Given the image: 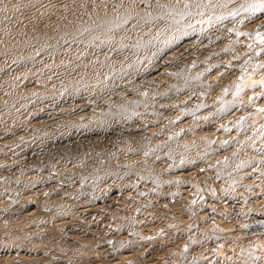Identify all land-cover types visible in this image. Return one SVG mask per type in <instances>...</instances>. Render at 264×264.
Masks as SVG:
<instances>
[{
    "label": "bare ground",
    "instance_id": "obj_1",
    "mask_svg": "<svg viewBox=\"0 0 264 264\" xmlns=\"http://www.w3.org/2000/svg\"><path fill=\"white\" fill-rule=\"evenodd\" d=\"M46 1L48 0H0V94L2 93L0 95V122H5L6 124L7 121H9V123L11 121L12 124L10 125H12L11 128H13L4 127L9 123L4 126H2L1 123V126L3 129L5 128V130H0V179L2 178L1 175L6 176L9 172L18 171V174H22L24 172L26 174L28 173L27 176L28 178L31 177V182L34 180L37 183L39 180L43 182L46 181V183L48 182L47 184L42 182V186H44V184H50L48 185L49 187H47L48 191L51 188L50 186H52L51 190L54 189V185H59V187L54 189H57L56 191H58L59 188L64 189L63 191L67 192L72 191V189H77L79 195L76 194L72 197L66 192L65 196V193L63 195L58 191L61 195L60 198L57 196L59 200L57 198L56 202V195L54 196L51 190L50 191L54 196L53 198L55 199L50 197L51 193L49 195L48 191L46 196L48 197L49 195V197L54 200L52 203H57L58 201L62 203L67 202L66 205L68 206V204L72 202V204L74 203L75 205L76 203L81 207L80 210L78 209L79 212H76L78 214L76 221L74 220L76 215H74V217L72 216L73 214L71 215L74 218L73 219L69 212V221L68 219L62 222L58 220L59 223L58 221L54 223V228H57L58 226L66 228V233L63 230L64 228L60 229L64 232V236L66 235V238L70 239L69 241L72 240L73 244L78 242V245L76 244L74 247H79L82 244V248L85 245H92V247H94L95 244L93 241L95 242L96 239L98 240L99 236L102 238L105 237L106 240H111V243L112 241H117L118 243L121 242V244H119L121 246L124 243L134 245L133 243L136 244V242L138 244L140 241L143 243L145 242L143 250L139 249L140 247L136 244L135 246L139 247L137 248L139 250L136 251L139 252L134 253L132 249L133 253L131 252L132 254L130 253V255H127L128 253L120 254L118 252L120 249L123 250V247L125 246V248H129L127 245H123V247L118 249L117 252L119 254L114 256V258L109 257V253H107L108 255L106 254L109 258H104L105 256L102 257L103 255L99 256L97 253L98 249H94L97 253L96 254L93 249L92 251L94 253L89 251L92 247L87 248L86 246L85 250V247L83 250H80V254L89 249L88 251L90 253L86 251L89 253L88 260L90 261H88V264H205L209 260H203V258L200 257L198 254L199 250L195 249V246L197 245L196 240L191 241L194 239V236H192L194 233L192 231L189 234L185 233L190 228L189 227L185 230L188 222H183L184 224L179 222L181 225H186L184 226V229L183 226L181 229L184 231V234H187L190 238L192 233L191 237L193 239L190 238L191 242L188 246H183V243H188V239L186 238L187 240L184 242L185 240H182L184 237L182 239L180 238L182 236H180L178 240L175 237L174 239H167V237L164 239L166 234L163 231H166L167 225L163 224V222V226L162 224L159 225L160 223L158 224L159 226H157V223L159 222L158 216L159 218L161 216L160 219L162 221L171 223L173 222L170 221V219L172 220L174 217L172 216V218L171 216H168L171 217L168 221V217L165 216L166 213L162 211L163 209L161 207L162 210L158 211H162L164 213V219L162 215L163 213L161 215L157 214L158 216L155 215V217L158 222H153L156 220H152V216L154 215L151 214L157 209L155 208L154 210V204L150 207V209L153 208L154 211L152 209L150 211H145L146 209L149 210V207H145V210H143L145 211V214H142L141 212L143 211H140L139 208L144 206L138 205L137 201L139 203L142 196L144 200L148 199L152 203H159V205L160 203H163V207L165 204L167 207L169 204L168 199H170L168 198L170 197L169 193L167 194L164 191L165 195L158 197L163 190H166L159 187L162 182L165 184L168 182L167 187L171 185H184V182L187 181L189 177L192 178L199 173H203L210 178L208 179V182L212 179L215 183H217L215 180L222 178L223 185H226V183H228L227 180L231 176H229V178L227 177L228 179L226 181L224 177L231 175V172L233 171L237 173L240 169L238 174H232L235 178L234 181V178L232 177L234 181L233 184L239 176L238 182H243V184L241 182L242 185L239 183L240 186H244V188L247 186L249 188L253 187V189L259 193V199L255 201V206H264V186L261 187L262 184L256 181L255 177V173L261 171L264 167V111H262L264 110V13L259 11L253 12L250 9L245 10L243 6L250 3L249 0H226L223 5H220L221 1L220 4H218L219 1L216 0H133V3L131 2L133 6L128 4L132 7L126 8L128 5L125 4V6L123 4V7L121 5L122 8H126H124V10L121 8L122 11L120 9V11L118 10V7L120 8V4L118 2H122V0H68L63 1V3L60 0V4L58 5L55 3L59 2V0L55 3H52L54 0H51V3L50 0L49 3ZM72 1L76 4L74 10H72L73 7L71 8V5H74L71 3ZM126 2L127 1L123 3ZM223 2L224 1L222 0V3ZM194 3H198L199 5L195 6ZM46 4H52L50 5L52 9L54 8L53 6L56 5L54 8L55 10H52L50 7L49 10H47L48 7H46V9L43 8V5L46 6ZM117 11H119L118 14ZM132 11L133 13H131ZM54 21L56 23L51 26L50 24ZM143 23H145L144 26L147 27H149L147 23L150 25L147 29L150 30L152 35L149 34V31L146 30L145 27V30H143L144 28L142 29ZM137 28L140 30L142 29L143 32L148 31V37L151 35L150 37L152 38H142V36L137 37L142 35L143 32L140 35L135 36ZM141 31H139V33ZM63 34H66V36ZM58 35H60V37ZM127 39L129 43L125 41ZM125 42L126 44H129V46L133 45V49H137L138 47L142 50H140L139 56L136 55L137 59L140 57H145V59L143 58L145 61L151 59V62L147 61L150 64H146L144 66V70H140L143 68L142 66V68L139 69V64L141 62L136 64L139 65L137 66L138 68L136 67L135 63L139 62L141 58L135 62V55H133L134 57L131 55L133 50H130L131 52L128 51L130 53L128 55H131L133 58L129 57L133 61V64L131 61L129 63L126 59H124L123 56L128 52L124 53V50H120V47ZM32 44L35 46L34 50L30 48L33 46ZM126 46L124 48L129 47ZM65 48H67V51ZM129 48H131V46ZM26 49H32V53L30 54L31 51L29 52V50L27 51ZM55 50H57L56 52L63 51L61 54L65 55V59L64 57H59L60 53H55ZM52 51L55 53L52 55L56 56L58 54V56L53 57L50 55V58H47L46 52L51 54ZM117 51H122L123 55L121 54L122 56H120L121 58L123 57L122 59L119 56H116L115 53ZM138 51L139 50L137 49V53ZM111 53L114 54L109 59ZM42 54H45L46 58L45 56H42ZM40 55L41 59L39 58ZM42 57H44V59H42ZM118 57L122 60V63H119L120 61H117V63L112 61L114 62V65L113 67H110L108 61L114 60ZM38 58L40 59V62H38ZM58 58H62L63 60ZM125 58L127 57L125 56ZM46 60L51 63H48ZM107 64L110 68H106V71L104 68ZM134 66L137 70L139 69L143 73L140 74L143 75L141 76L140 81L138 79V82H141L140 86H137V81H135L136 83L134 82L135 75L133 74V71L135 72L136 70ZM131 68L132 70L129 72H131L134 76L130 74L131 76L129 75V77L133 76L132 81L138 87L137 89L135 86L131 89L130 85H132L133 82H130L131 79L126 76L128 75V69ZM103 69L104 72L101 75L100 73ZM2 73L5 75L8 73L12 74H8L9 76L7 75L3 78L4 75ZM137 74L138 75L136 76H139V73ZM100 75L101 77H99ZM125 76L127 77L126 79H129V81H125ZM52 77H55V80L57 77V94L61 93V91L66 95L68 92L76 93L74 94L75 97L72 95L70 97V99L73 97L72 99L74 101L73 105L71 107L69 106V110L68 107H66L67 105L64 106L67 108L66 110L71 111L69 113L67 112V115L63 116L65 112H62L63 114L60 112L62 116H60V114H56V116L53 114L54 110L51 111V113L53 112V115H51L50 112L43 110V108H50L51 101L49 95L52 96V94H54L53 91L56 90L54 84L49 86V84H52ZM46 78L47 81L51 83H48ZM116 79H118L119 82L121 79V81L124 80L125 84H129V82L131 83L129 85L130 89L127 87L128 84L126 85V88L128 89L124 91V95H121V97H119V95L123 92H121V90L125 89V85L123 82L122 84L119 83ZM21 80H25L28 85L25 87V82ZM59 81L60 84L63 81V85L61 84L58 86ZM22 82L25 85H23ZM44 82L48 83L47 85L50 89L49 87H44ZM109 82L113 84L110 85ZM20 84H22L25 88L23 87L22 89V85ZM107 84L110 86L114 84V86H116V84H119V86H123V89L121 88L120 90L118 87L119 90L115 91L113 90L115 87H110V89H112H108L110 96L107 94V96H105H109L108 99H106V97L103 98L106 99L107 102L104 100V102L100 103L101 105L99 107V104L94 100L98 99L97 96H101V94H98L101 91L98 93L96 92V96L94 93L96 90L98 91V89H103V87ZM67 85L70 86L67 87ZM238 85L240 86L239 91L237 90ZM51 87L55 89L52 91ZM90 90L95 91L91 94L92 92ZM115 93H119V95L117 94V97L119 98H122L123 96L122 102H118L120 99L117 97L115 99L113 98ZM57 96H59V94ZM69 96L70 95H67L66 98ZM94 96L95 98L92 100ZM102 96L104 97V95ZM111 98H113V100ZM89 99L96 103L97 107H99L98 110H93V102ZM55 100L56 99L54 97L53 101ZM69 100L65 101L67 102L65 104L69 105ZM89 101L91 102V105L89 104ZM154 103L158 104L155 108L152 107V104ZM32 104H37V107L40 106L42 111H35L37 113L30 114V111L28 112L29 109L27 108V112L30 115H34L35 118L37 116L41 118L44 116L45 118L43 117V120L47 123L49 122L47 128H43V126L47 125V123L45 124L42 119L41 122L42 124L44 122V125L40 124L41 122L39 123L42 127L36 123L38 121L36 119H34V121L31 119L32 122L27 123L30 120H28L29 117H26L28 114H26L27 112L23 109V107ZM52 105H54V103ZM96 105L94 104V108ZM61 106L62 105L60 104V107ZM55 107H57V105L54 106V108ZM64 107L61 109H64ZM38 108L37 110H39ZM33 110H36L34 106H32V112ZM58 112L59 111H57V113ZM258 114L262 115L261 121H258L257 119ZM22 115L24 118H27V121L25 120L26 122L23 121L24 118ZM18 120H22L26 125L22 126L23 123H19L20 121ZM17 121L21 125L19 126L17 123L15 127H13V123H16ZM6 129L11 130L6 131ZM29 136L31 139H27ZM32 142L35 144L34 146L32 145ZM20 144L21 146H24V151H21L23 154L19 151L21 149L19 146ZM194 144L195 149L197 147L196 144H201V146L199 145L201 148L198 146L200 149H202V145H204L203 147L205 148L203 151L211 154L210 159L208 157L210 154L205 153L204 155V152H199V148L196 149L197 152L195 150L193 151V154H196V159L193 158L194 155H190L192 152L189 153L187 157L185 154L186 151H192V149H194ZM247 150L251 151L250 156L248 155L249 153H247ZM19 152L23 156L21 161L18 160L19 158H15ZM200 154H203V156L208 155L206 158L208 161H204L205 157L203 156V158H200ZM246 154L248 155L247 157ZM189 156L195 160L191 159V161ZM245 158L251 159L246 161ZM237 165L239 166L238 170H236L238 167ZM241 166L242 168H240ZM9 174L18 175L17 172ZM15 175L14 177L16 178ZM21 176L23 177V175ZM21 176L19 178H21ZM27 176L25 175L24 178ZM5 178H8V176ZM24 178L20 179L21 184L22 181L23 183L25 182ZM10 179L16 180L11 178L9 175V180L4 179V185L5 182L10 181ZM30 179H26V182L30 181ZM192 179H194V177ZM18 180L19 179L17 177V181ZM194 180L192 183H194ZM117 182H119L121 186L115 188V184ZM188 182L191 181H187L186 185H188ZM15 183L17 182L15 181ZM119 183H117V186H119ZM192 183H190V186ZM210 183L211 182H209V184ZM215 183H211L210 186ZM219 183L220 182L214 186ZM2 185L3 183L0 184V188ZM194 185L195 184L192 186L194 187ZM236 185L237 184H235V188L238 187ZM245 185L247 186L245 187ZM224 186H222V188ZM16 187L18 186L16 185L14 188ZM158 187L159 190H162L159 195L157 193V191H159L157 190ZM239 187L238 191L234 190L236 191L234 192V197L237 195L236 193H239L236 196L238 198L240 195L242 196L245 194L246 191L244 189H240L241 187ZM2 188L5 189V187ZM177 188H180V186ZM177 188L174 186L173 188L171 187L167 190L170 189V192L173 191L178 195L180 194L179 197L181 199L177 202L181 203L184 201L186 203H191L190 205H187L186 203L183 204L189 206V210L190 208H193L199 200V197H196L199 194L195 193L196 196H193L195 194L192 195L194 192L190 191L189 188V190L185 188L181 190L182 186L181 189ZM233 188L234 185L232 189ZM112 189L117 191V193L114 194L115 197L117 196V201L110 199L109 202L105 203L108 198L103 199L105 197H102V194L105 191H112ZM200 189L203 188L201 187ZM74 190L73 192H76ZM196 190H198V193L199 189ZM41 191L43 192L44 190L41 188ZM193 191H195V189ZM35 192H37V190ZM106 192L104 194H106ZM208 192H210L209 188L208 191L206 190V193ZM38 193L40 194V191H38ZM201 193L204 195L205 192L200 191V194ZM210 193L204 196L205 200H207ZM173 194L175 195V193ZM199 196L201 197V195ZM173 197L175 196H172L171 199H173ZM97 199L103 203L95 205V203H97ZM201 199H203V197ZM152 200L157 201L153 202ZM225 200L227 201V199ZM225 200L224 202H226ZM59 202L57 204L61 205L62 203L60 204ZM144 202L145 201L140 202L139 204ZM175 202V200L172 201V203L169 204L170 207L177 204ZM152 203H150V205ZM183 204H181V206H184ZM200 204L199 207H203V204H201V206ZM147 205H149V202L146 201L145 206ZM177 205L179 206L180 204ZM186 205L185 207H187ZM42 206L43 205L37 207L41 208ZM44 206L42 208H44ZM136 206H140L138 208L139 210ZM76 207L78 208V206ZM199 207L197 206V210H199ZM50 208L48 207L49 210ZM72 208L76 209L74 206ZM100 208H105L104 211L106 210L109 215L117 210L119 215L122 214L120 216H122L121 220L123 221L119 220L122 224L124 219H127L129 216L126 214L123 216V211H128L127 213L130 214V220L133 224L135 222L136 227L134 224V229H132L133 226L131 225L132 227H130L132 230H129L130 228L129 226H126V222H124L125 226L123 224L126 228H124L120 222L123 229L120 228V225L118 224L119 229H129L128 231H123L124 235H122V233H118V231H120L119 229L116 232V228H111L113 223L111 225L110 222H113L115 219L116 222L120 216L118 217V214L114 212L117 217L115 216V218V214L113 213L114 215L112 214L113 216L111 215V217L114 219L111 220L112 218H110L107 213L106 215L101 213ZM181 208L184 211L183 207ZM62 209L64 210L65 208ZM169 209L171 210V208ZM185 209L188 212V209ZM137 210L144 216H139L140 213H138ZM178 210L180 209L175 208L174 212ZM194 210L196 209L194 208ZM46 211L48 210H43L45 214ZM136 211L138 214H136ZM166 211L167 208L165 212ZM171 211L173 212V210ZM245 211V213H248L247 215L251 214V217L244 214V216L248 218L239 220L237 228H235V225L232 224L234 228L231 230L234 231L239 229L237 233H241L243 235L246 234L244 235L246 237H257L263 235L264 215L255 214L252 210ZM39 212L43 213L41 209ZM63 212L65 214L68 213L67 211ZM73 212L75 213V211ZM170 213L171 212H167V214ZM56 215L58 216V214H55V216ZM42 217L45 216L42 215ZM197 217L199 218V215ZM39 218L41 217L39 216ZM53 218L51 219L52 221L57 220L55 218L53 220ZM70 218H72V222ZM108 218H110L111 221L108 220ZM150 218L153 223L149 224L153 225L156 223L152 227H162H160L163 230L161 231L163 233V235L161 234L162 236H157V231L154 232L157 228H154L152 231L148 230L150 229V226L149 228L147 227L149 225L148 222ZM166 218L167 220H165ZM58 219L60 218L58 217ZM179 219L175 216L173 221L176 222L177 220L176 223H178V221H182ZM194 219L195 218L191 220V223L193 222V224L194 222H197V220L195 219V221ZM49 222L50 220L47 222V225L51 224ZM116 223H118V221ZM146 223L148 224L147 226L145 225ZM171 223H168V225L171 226ZM32 224L35 225L34 223ZM39 224L40 222L36 224L37 226H34V228L36 227V231L33 230L34 228L32 226L31 227L33 229L31 230L33 231L28 229L32 233L35 231L34 234L29 233L26 229V233L28 232L31 234L27 236L30 237L34 235L35 237V234H38L37 236L41 235L39 236L40 238L42 235L45 237L49 236L52 232V235H50L51 238L55 235L54 233L57 232L55 229V232H53L54 230H51V228H49L50 226L46 225V222L43 223L42 221V226ZM43 224H45V226H43ZM103 224L107 227L106 229L100 230L99 228ZM173 224L175 225V223ZM251 224L260 225V228L251 230L256 231L254 234L253 232H249L247 229V227ZM114 226L118 227L116 224ZM144 226L148 229L144 230L145 228H142ZM180 226L177 228L180 229ZM201 226L202 225H200V227ZM193 227L195 226H192V228ZM196 227L193 228L195 231H197ZM261 228L263 229L262 232L259 231ZM62 231L60 230V232ZM177 231L179 232V230ZM168 232L166 231V233ZM174 232L171 230V235ZM12 234L14 236V232ZM97 234L100 235L98 236ZM19 235L23 236L22 234H18V236ZM187 235L185 237H187ZM8 236L11 237L10 239L12 240L15 238L11 234H8L7 237ZM27 236H25V240L29 238ZM92 236H94V239ZM95 236L97 237L96 239ZM90 238L93 239L92 242L89 240ZM10 239L5 240H8L7 242H9ZM30 239L28 240V243L30 242V244L36 241L34 240L35 238L33 239L34 241H31L32 239ZM180 239L182 240L181 242L183 245L181 244L179 246H183L185 249L177 246V248H181L178 249V252L181 253L182 251L184 252L187 250L185 252L187 254H185L187 258L179 259V253L177 254V250H174L172 245L174 243L175 245L180 244ZM17 240L18 239L14 241L16 242ZM19 240L21 241L20 238ZM86 240H89L88 242H91L92 244H88ZM84 241L86 244H84ZM108 241L106 242L110 244V241ZM7 242L4 241L3 243L7 246ZM12 242L13 241L10 243L12 244ZM26 242L24 241L25 244L23 242L22 244L16 242V248L18 249L21 246V249H23ZM36 242H38V240ZM39 242L43 243L41 241ZM80 242H82V244ZM106 242L104 244H107ZM255 242L257 241H254V243L251 244L254 246L248 244L251 247L250 250L253 252H257V250H260L261 248L259 245L260 243L257 242L258 244L255 245ZM10 243L8 247L11 246ZM118 243H116L117 246H119ZM1 244L2 243H0V245ZM68 244L69 243L67 241L66 245ZM30 246L29 248L37 247V245H33V247ZM110 246L113 247L112 244L108 247ZM117 246H115V249H117ZM43 247L44 246L42 245L40 249L43 250ZM74 247H70L71 250L72 248L74 249ZM78 247L77 250L81 246L79 248ZM29 248L28 251L30 250ZM67 248H64L62 252H64V250H68V252H70ZM104 249L106 250L108 248L106 247ZM111 249V251L115 250L113 248ZM77 250L75 252H77ZM179 250H181V252ZM36 251L38 252V250H35L34 252L36 253ZM99 251V254L102 253L101 250ZM246 251L248 250L246 249ZM246 251L243 252L245 255L249 253ZM43 252L45 251L43 250ZM75 252L73 253L75 254ZM77 254L79 253H76L75 256H77ZM20 255L21 254H18V257H15V259L17 260L19 257L25 259L22 255ZM41 255H38V258H40ZM68 255L72 256L71 253ZM68 255L66 254L65 256L64 254V258L66 257V260L70 261L71 257L69 258ZM84 255L85 254H82L81 256ZM213 255L214 258L212 257L213 259H210L212 264H217L218 261L222 260L218 257L219 255L217 253L211 252V256ZM245 255H241V257ZM248 255L251 254L249 253ZM61 256H63V254ZM67 256L69 259H67ZM183 256L184 253L182 256L180 255L181 258ZM28 257H31V255H28ZM50 257H48L47 262L52 259ZM72 257H74V255ZM80 257L76 260V262L84 259H80ZM176 257L178 259H176ZM58 258L59 257H57V261ZM86 258L82 261L83 264L84 262H87ZM22 259L19 261L20 263H22ZM32 259V264L37 263V259L35 260L34 257ZM54 259L52 260L53 262ZM16 260L15 263L17 264L18 262H16ZM61 260H64L63 257ZM241 260L242 259H240V261ZM1 261L4 262L5 260L0 259V263H2ZM242 261L244 262V260ZM242 261L241 263L243 264ZM25 262L31 264L27 260ZM50 262L47 264L52 263ZM260 264H264V260H262V263L260 262Z\"/></svg>",
    "mask_w": 264,
    "mask_h": 264
},
{
    "label": "rangeland",
    "instance_id": "obj_2",
    "mask_svg": "<svg viewBox=\"0 0 264 264\" xmlns=\"http://www.w3.org/2000/svg\"><path fill=\"white\" fill-rule=\"evenodd\" d=\"M57 1H58V0H56V1L54 0V1H52V3H55V2H57ZM63 1H68V0H61L62 3H63ZM118 1H119V0H118ZM118 1H117V2H118ZM125 1H127V2L129 1L130 3H129V2H128V3H127V2H126V3H123V2H125ZM216 1H219L218 4H220V1H221V4H220V5H223V4H225V1H226V0H223V1H224L223 3H222V0H216ZM46 2L49 3V0L46 1ZM131 2L133 3V0H122V2L119 1L118 3L120 4V5H119L120 8L118 7V10H119V9L121 10V8H122L125 4H126V5H128V4L132 5ZM249 2H251V1L249 0ZM50 3H51V0H50ZM66 3H67V2H66ZM71 3L74 4V5H71V4H70V5H71V8L73 7L72 10H74V7H75L76 4L74 3V1H72ZM121 3H122V4H121ZM55 4H57V5L60 4V0H59V2H57V3H55ZM123 4H124V5H123ZM48 5H49V4H48ZM48 5H47V4H46V6L43 5V8L46 9V7H48L47 10H49V9L51 8L50 5H52V4H50L49 6H48ZM121 5H122V7H121ZM126 5H125V6H126ZM130 5L126 6V8H128V7H132V6H133V5H132V6H130ZM194 5H195V6H196V5L198 6L199 4H198V3H194ZM49 7H50V8H49ZM53 7L55 8L56 5L53 6ZM54 8H53V9H54ZM124 8H125V7H124ZM124 8H122V10H124ZM126 8H125V9H126ZM51 9H52V8H51ZM53 9H52V10H53ZM54 10H55V9H54ZM69 10H70V8H69ZM115 10H116V9H115ZM115 10H114V11H115ZM120 10H119V11H120ZM122 10H121V11H122ZM50 11H51V10H50ZM119 11H117V14H118ZM131 13H133V11H132ZM130 15L133 16L132 14H130ZM57 22H58V21H57ZM54 23H56V22L54 21V22H52L50 25L52 26ZM138 23H139V22H138ZM144 25H145V23H143V27H142L141 25H140V26L142 27V29L145 27L146 30H148L147 28H149L150 25H149L148 23H147V25H148L149 27L144 26ZM140 26H138V27L141 28ZM139 28H137V30H136L137 33L135 32V36L140 35V34L143 32V30H145V28H144L143 30L141 29V30H142V31H141ZM139 31H141V32L139 33ZM148 31H149V34H151L150 30H148ZM148 31H147V32H143L142 35L137 36V37H141V36H142V38H145V37H147L148 39L152 38V37H150L152 34L149 35V37H148ZM146 33H147V34H146ZM63 35H64V34H63ZM58 36L60 37V35H58ZM64 36H66V34H65ZM59 37H58V38H59ZM61 37H62V35H61ZM132 38H133V36H132ZM125 41L129 43L128 39L125 40ZM126 42L124 43L125 45L123 44V45L120 47V50H124V51H123L124 53H125V52H128V51H130V50H131V51L133 50V51H132L133 53H132L131 55H132V57H134L133 55H135V57H134V58H135V62H137L141 57L137 59V56H136V55H138V56L140 55L139 52H140L141 49H139V48L137 47V49L139 50L138 53H137V49H133V45H130L131 48H129L130 46H129V44H126ZM32 45H33V46H31L30 48H32V49L34 50V49H35V48H34L35 46H34V44H32ZM126 45L129 46V47H127ZM125 46H126L127 48H124ZM32 49H31V50L28 49L29 52L31 51L30 54L32 53ZM26 50H27V49H26ZM26 50H25V51H26ZM28 50H27V51H28ZM58 50H62V49H58ZM63 50H64V49H63ZM65 50L67 51V48H65ZM27 51H26V52H27ZM53 51H54V50H53ZM53 51H52L51 54L48 53V52H46V53H47V58H48V57L50 58V55L53 56V57H57L59 53H60V54H59V57H62V58H63V57L65 56V55L61 54L63 51H60V52L58 51V52H59V53H58V52H56L57 50H55V53H58V54H57L56 56H54V55H52V54L54 53ZM131 51H130V52H131ZM141 51H142V50H141ZM29 52H27V53H29ZM80 52H81V51H80ZM135 52H136L137 54H136ZM55 53H54V54H55ZM48 54H49V56H48ZM113 54H114V53H111L109 59L112 57ZM115 54H116V56H119V57L123 55V54H122V51H120V52L117 51ZM119 54H120V55H119ZM121 54H122V55H121ZM128 54H130V53L128 52V53L125 54L123 57H124V59H126V61H128L129 63H130V61H131L132 64H133V61L131 60L132 57H131V55H128ZM127 55H128V56H127ZM42 56H45V54H42ZM114 56H115V55H114ZM114 56H113V57H114ZM125 56H126L128 59L125 58ZM40 57H41V55L39 56V58H40ZM66 57H67V56H66ZM119 57L116 58V59L112 58V59H114V60L108 61L109 66H110V67H113V65H114L113 63H114V62L117 63V61H118V62L120 61L119 63H122V60H120L121 57H120V58H119ZM123 57H122V58H123ZM129 57H131V58H129ZM39 58L37 59L38 62H40V59H41V58H40V59H39ZM45 58H46V56H45ZM62 58H58V59H62ZM122 58H121V59H122ZM143 58L145 59V57H143ZM143 58H141L139 62L135 63V65H136V64H139V63L141 62V63L139 64V65H140L139 69L143 67L142 69H140L141 71L144 70V66H145L146 64H150V63H148L149 61L151 62V59H148V60L146 59V60L148 61V62H147V61L143 60ZM42 59H44V57H42ZM64 59H65V57H64ZM118 59H119V60H118ZM124 59H123V60H124ZM132 59H133V58H132ZM53 60H54V58H53ZM62 60H63V59H62ZM136 60H137V61H136ZM142 60H143V62H142ZM46 61L48 62V60H46ZM46 61H44V62H46ZM112 61H114V62H112ZM126 61H123V62H126ZM144 61L147 62V63H145ZM36 62H37V61H36ZM111 62H112V63H111ZM48 63H51V62H48ZM48 63H47V64H48ZM116 63H115V64H116ZM142 63H143V64H142ZM144 63H145V64H144ZM108 64H107V66L104 68L105 70H106V68H107V69L110 68V67H108ZM139 65H136V67L139 66ZM132 66H133V65H132ZM141 66H142V67H141ZM136 67L134 66L135 69H136ZM134 68H133V69H134ZM137 68H138V67H137ZM104 69L101 71V73H100L101 75H102V73L104 72ZM139 69H138V70L136 69L135 72L133 71V74H134L135 76H134L133 74H131V72H129V71L132 70V68H131V69H128V73L125 72V73L128 74V75H126V76H128V78L131 79L130 82H133V81H132V80H133V76L135 77V78H134V79H135L134 82H135V81L138 82V79H139V81H140L141 76H143V75H140L142 72H141ZM106 71H107V70H106ZM3 73H4V72H3ZM3 73H2V74H3ZM137 73H139V76H140V77H139V76H136V75H138ZM8 74H12V73H8ZM8 74H7V75H8ZM13 74H15V73H13ZM130 74L133 75V76H132V77H129ZM142 74H143V73H142ZM3 75H4L3 78H4L5 76H7V75H5V74H3ZM101 75H100L99 77H101ZM131 75H130V76H131ZM8 76H9V75H8ZM126 76H125V81H126V80L129 81V79H126V78H127ZM10 77H11V75H10ZM52 78L54 79L55 77H52ZM50 79H51V78H50ZM50 79H49V81H50ZM53 79H51L52 84H49V86H51V85L54 84V85H55L54 87L56 88V90H54L55 88H52V87H51V88H52V91L54 90V91H53L54 94H52V96H51V95H49V96H50L51 105H52L53 103H54V105H52L53 108H52V106L50 105V108H49V109H44V108H43V110H44V111L46 110L47 112H50L51 115H53V114H54V115H56V114L59 115L60 112H61V114H63L62 112H65V113L63 114V116H64V115H67L69 112H71V111H68V110H69V106L71 107V106L73 105V101H74V100H73L72 98L75 97L74 94H76V93H72V92H70V93H71V94H70V93L68 92L67 95H70V96L66 98L67 95H66L64 92L61 91V93H62V94L64 93V94L62 95L61 93H58L59 96L61 97V99H60V97L57 96L58 94L56 93V91H57V89H58V87H56V86H57V83H56V82H57V77H56V80H55V79L53 80ZM52 80H53L55 83H54ZM58 80H60V79H58ZM119 80H120V79H119ZM121 80H122V79H121ZM121 80H120V82H119L118 79H116V81H118L119 83H121V84H122V82L124 83V85H125L124 88H125V89H123V86H119V84H118V85L116 84V86H114L115 84L112 85V86H110V85L113 84V83H110V82H109L110 85L107 84L108 86H107V85L105 86L107 89H106L105 87H103V89H102V88H101V89H98V91H97L96 89H95L96 91H95V90H93V91L90 90L92 93L89 91L91 94H93L94 91H95V93H94L95 96H96L97 93L100 92V91H101V92L98 93V94H99V95L101 94V96L104 95V97L102 96V98H101V96H97L98 99L100 98V99H99L100 101H99L98 99H95V100H94L95 96L93 97L92 100H94L96 103H98V104H99V107H100V105H101L100 103H101V102H104V100H105V102H107L106 99H108V97L110 96V95H109L110 93L108 92V89H110V87H111V88H112V87H115V88L113 89V90H115V91L119 90V88H120V90H121V88H122L123 90H121V92L123 91V92H122L123 94H122V93H120V95H119V93H117V94L119 95V97H121V95H124V91L127 90V89L129 88V85H130L131 83L129 82V84L127 83V84H128V85H127V84H125V81H124V80H123V81H121ZM18 81H20V80H18ZM21 81H23V80H21ZM46 81H47V78H46ZM23 82H25V84H26V81H25V80H24ZM23 82H22V84H23ZM47 82H48V81H47ZM47 82H44L43 84H44V87H47V88H48L49 86H48L47 84H48V83H51V82H48V83H47ZM111 82H112V81H111ZM113 82H114V81H113ZM134 82H133V83H134ZM19 83H21V82H19ZM63 83H64V82L62 81L61 84L63 85ZM133 83H132L133 86L130 85L131 89H132V87H134V86H135L136 89H137V88H138L137 86H140V84H141V82H138V83L135 82L136 84H138V85L136 86L135 83H134V84H133ZM22 84H20V85H22ZM25 84H23V85H25ZM61 84H60V81H59L58 86L61 85ZM70 84L73 85L72 83H70ZM23 85L21 86L22 89H23V87H24ZM27 85H28V84H26L25 87H26ZM126 85H127L128 88H126ZM68 86H70V85H67V87H68ZM21 87H20V89H21ZM25 87H24V88H25ZM116 87H117V89H116ZM118 87H119V88H118ZM104 88H105V89H104ZM22 89H21V91H22ZM49 89H50V87H49ZM59 89H60V87H59ZM129 89H130V88H129ZM61 90H62V89H61ZM102 90H103V92H102ZM104 90H105V91H104ZM106 90H107V91H106ZM110 90H112V89H110ZM110 90H109V91H110ZM58 91H60V90H58ZM22 92H23V91H22ZM96 92H97V93H96ZM105 92H106V93H105ZM118 92H120V91H118ZM102 93H103V94H102ZM1 94H2V93H1ZM1 94H0V95H1ZM55 94H57V95H55ZM107 94L109 95L108 97H106ZM117 94L115 93L116 96H115V95H114L115 97L113 96L114 99L118 96ZM54 95H55V96H54ZM64 95H66V96H64ZM71 95H72L73 97L70 99ZM105 95H106V96H105ZM53 96H54L55 99H56L55 101H53V100H54V97H53ZM62 96H63V98H65V99H63ZM105 97H106V99H103V98H105ZM119 97H117V98H119ZM58 98H59V99H58ZM68 98H69L70 100H69ZM113 98H111V99L113 100ZM122 98H123V96H122ZM122 98H119L120 100H119V101L117 100V101H118V102H122V100H123ZM101 99H102V101H101ZM109 99H110V98H109ZM67 100L70 101V102H68L69 105H68V104H65V103H67V102H65V101H67ZM89 100H90L91 102H93V105H92L93 110H95V111H96V109L98 110L99 107H97L96 103H95L94 101H92L91 99H89ZM96 100H97V101H96ZM56 101H57V103H56ZM61 101H63V102H61ZM71 101H72V102H71ZM90 101H89V102H90ZM91 102L89 103L90 105H91ZM112 102H114V101H112ZM115 102H116V101H115ZM118 102H117V103H118ZM59 103L62 105L61 107H60V104H59ZM71 103H72V104H71ZM94 104L96 105L95 108H94ZM112 104H113V103H112ZM114 104H115V103H114ZM154 104H155V103H154ZM154 104H152V107H154V108H155V106L157 107L158 104H157V103H156L155 105H154ZM38 105H39V104H38ZM56 105H57V107L54 108V106H56ZM58 105H59V106H58ZM65 105H67L66 107H68V110H66L67 108L64 107ZM153 105H154V106H153ZM32 106H34V107L36 108V110H33V112H32ZM38 107H39V108H38ZM38 107H37V104H36V105H33V104H32V105H29V106H24L23 109L26 110V112H27V110L29 109L28 112L30 111V112H29L30 114H35V113H37V112H39V111H42V108H40V106H38ZM59 107H60V109H59ZM62 107H64V109H61ZM92 107H91V108H92ZM27 108H28V109H27ZM30 108H31V109H30ZM37 108H38L39 110H37ZM154 108H153V109H154ZM33 109H34V108H33ZM40 109H41V110H40ZM55 109H56L57 111H59V112L57 113V111H56ZM52 110H54V113L52 112L53 114L51 113ZM65 110H66V111H65ZM70 110H71V109H70ZM35 111H37V112H35ZM23 112L26 113L25 111H23ZM23 112H22V114H23ZM28 112L26 113V114H28V116H26V117H27V118L29 117L28 120H30V121L27 122V123L32 122V120L34 121V119L38 120V121L36 122V123H38V124L41 122V119H42V121L45 122V120H43V119L45 118L44 116H42V118L39 117V116H37V117L35 118L34 115H30ZM67 112H68V113H67ZM66 113H67V114H66ZM26 114H25V115H26ZM61 114H60V116H62ZM23 115H24V114H23ZM23 115H22V117H23ZM29 115H30V116H29ZM57 115H56V116H57ZM32 116H33V118H32ZM26 117H25V118H26ZM30 117H31V118H30ZM43 117H44V118H43ZM23 118H24V117H23ZM23 118H22V120H23ZM25 118H24L23 121H25V120L27 121V118H26V119H25ZM37 118H38V119H37ZM31 119H32V120H31ZM39 119H40V121H39ZM257 119H258V121H261V119H262V115H261V114H258V115H257ZM22 120H21V121L18 120V121H20L19 123H23L22 126H25L26 124H25ZM36 120H35V121H36ZM18 121H17L16 123H15V122L13 123V125H14L13 127H15V125L18 123ZM26 121H25V122H26ZM44 122H43V124H42V122H41L40 124L44 125ZM1 123H2V126H4V125H6L7 123H9V121H7L6 124H5V122H0V126H1ZM19 123H18V124H19ZM46 123H47V122H45V124H46ZM10 124H12L11 121H10V123H9L8 125H10ZM40 124H39V125H40ZM8 125H6V126H4V127H6V128H7V127H9V128L12 127V125H10V126H8ZM20 125H21V124H19V126H20ZM27 125H28V124H27ZM48 125H49V122L47 123V125L43 126V128H47ZM2 126H1L0 130L3 129ZM40 126H41V125H40ZM41 127H42V126H41ZM11 129H13V128H11ZM11 129H10V130H11ZM3 130H5V128H4ZM8 130H9V129H6V131H8ZM10 130H9V131H10ZM27 139H31V137L29 136V137H27ZM32 141H33V140H32ZM32 143H33V142H32ZM21 144H22V143H21ZM21 144L19 145V146L21 147V149L19 148V149H20V150H19L20 152H21V151H24V146H21ZM30 144H31V143H30ZM32 145L34 146L35 144L33 143ZM32 145H31V146H32ZM196 145H197L196 149L199 148V147L201 146V144H199L200 146H199L198 144H196ZM193 146H194V149H192V151H190V152H189V150L186 151V150H187V149H186V150H185V151H186L185 154H186L187 157H188V154L192 152L190 155H191V156L194 155L193 158L196 159V157H195L196 154H193V151H194V150L196 151V149H195V144H194ZM198 146H199V147H198ZM203 146H204V145H202V149H200L201 147L199 148V152H204L203 149H204L205 147H203ZM249 151H250V150H249ZM249 151L247 150V153H249L248 155L250 156L251 151H250V152H249ZM20 152H19L20 155L18 154L17 157H15L16 159L19 158V159H18L19 161H21V158H23V156H22L23 153L21 152V153H22V154H21ZM187 152H188V153H187ZM196 152H197V151H196ZM199 152H198V153H199ZM183 153H184V152H183ZM205 153H206V152H204V155H205ZM206 154H210V153L207 152ZM200 155H201V156H200V158H201V157L203 156V154H200ZM248 155L246 154V157H247ZM19 156H20V157H19ZM21 156H22V157H21ZM191 156H189V157H190V158H189L190 160L193 159ZM207 156H208V155L203 156V157H205V158H204V161H206V160L208 161V159H206ZM203 157H202V158H203ZM208 157H209V159H210L211 154H210V156H208ZM15 158H14V159H15ZM197 158H198V157H197ZM16 159H15V160H16ZM195 159H193V160H195ZM249 159H251V158H248V159L245 158L246 161L249 160ZM11 160H12V159H11ZM190 160H189V161H190ZM191 161H192V160H191ZM207 161H206V162H207ZM237 166H238V165H237ZM238 168H239V166L237 167L236 170H238ZM240 168H242V166H241ZM239 170H240V169H239ZM239 170L237 171V173L234 172V171H233L234 173H233V172H231V173H232L233 175L238 174ZM14 172H15V173L17 172V174H18V171H14ZM14 172H9V173H14ZM9 173H7V175H6V176H8V178H5V177H6L5 175H3V176L1 175V177H2L1 179H2V180L0 179V181H2V182H0V184L3 183L2 187H5V189L1 187L2 190L4 189L3 191H2L1 188H0V237H1V238H0V241H1V242H0V243H2V244L0 245V249H1V250H0V259L5 260L4 262L1 261L2 263H0V264H6V263H7V264H9V263L14 264V263H15V260H16L15 257H18V256H17L18 254H21V255L23 256V258H25V259H22V257H19V258L17 259L18 261L16 260V262H18V263H20L19 261H21V259H22L24 262L27 260L28 262H30V263L32 264V263H33V259H32V258L34 257L35 260L37 259V260H36L37 263H35V264H39V263H40V264H47V263H49L50 261L52 262V263L50 262L51 264H55L56 261H57V257H59V258H58V261H57L56 264H62L64 261H65V262H64L65 264H66V263H68V264H69V263H71V264H72V263H74V264H78L80 261H81V262H80L79 264H83L82 261L88 256V257L86 258V259H87V262H84V264H85V263L88 264V263H89L88 261H90V260H88V259H89V253L92 251V249H93L94 252H95L94 249H96V250L98 249V250H97L98 255H99V256L103 255L102 257L105 256L104 258H109V257L114 258V256H116V255L119 254V253H120V254H123V253L126 254V253H128L127 255H130V253L132 252V249H133V252H134V253L139 252V251H136V250H139V249H142V250H143V249H144V245H145L144 243H145V242L143 243L142 241H140V242H141V244H142L143 246L140 244V242H139V244L136 242V244H137L140 248H139L138 246H135V245H136L135 243H133L134 245H129V244H125V243H124V244H122V246H121V245H119V244H121V242L118 243L117 241H112V243H111V240H109V239L106 240L105 237L102 238L101 236H99L100 234H99V235L97 234L100 238L96 235V236L98 237V240L96 239L97 237L95 236V239H96L95 242L93 241V239H94L93 237H94V236H92L93 239H92V238L89 239L91 242L93 241V243L95 244L94 247H96V248L92 247V245H85V246H83V248L85 247L84 250L86 249V246H87V248H88V247H89V248L92 247L90 250H89V249L86 250L87 252H89V251H90V252L87 253L86 251H83V253L80 254V252H81L80 250H83V248H82V245H83L82 242H80V243L82 244V245H80L81 247L79 246L80 248H79L78 246H75V247H74V245H76V244L78 245V242H77V243L75 242L76 244H73V241H72V240L69 241L70 239H67V238H66V235L64 236V232L66 233V230H65L66 228L63 227V228H64V229H63L62 227H59L58 225H57V226H58L57 228H56V227L54 228V225H55L54 223L57 222L58 220H59L60 222H62V221H64V220H67L72 214H73V215H72L73 217H74V215H76V216H75V219L71 216V217L76 221V219H77V215H78L77 213L79 212L78 209L80 210L81 207H80L78 204H76V203H75V205H74V203L72 204V202H70V203L68 204V206L66 205L67 202L62 203V202H59V201H58L60 204L62 203L61 205L57 204L58 202H57V203H52V202L54 201L53 199H55V198H53L55 195H56V200H55V202H56V201H57V198H58L57 196H59V198H60V195H61V194L64 195L65 192H66L67 194H69L71 197H72V196H75L76 194L79 195L77 189H76V190L72 189V191L67 192V191H63L64 189L59 188L58 191L61 193V194H60L58 191H56L57 189L54 190L56 187H59V185H54V187H53L54 189H52V190H51L52 186H50L51 188H50L49 191H48V188H47V187H49L48 185H50V184H48V185H45V184H44V186H42V185H43V184H42L43 181H41V180H39L38 183H37L35 180H34V181H35L36 183H35L34 181L31 182V179H30L31 177L28 178V176H27L28 173L26 174V173L24 172V173H22V174H18L17 176L14 174V175L16 176V178L14 177L13 174H9ZM19 173H20V172H19ZM202 174H203V173H199L198 175L193 176L194 179H196L197 176L199 177V178L197 177L196 180L192 179L193 177H192V178L189 177V178L187 179V181L190 180L191 182H188V185H186V184H187V181L184 182V185H174L175 188H177V187L180 186V188H177V189H181V186H182V189H181V190H183L184 188H185V189H188V188H189L190 191L194 192V193H192V192L189 191L190 193H192V195L195 194V193L201 195V197H200L199 195L196 196V194L193 195V196L199 197V200H200V201L198 200L197 203H196V205H195L193 208H190V210H189V206H187V205H190L191 203H186V202H184V201L181 202V203L177 202V201H179V200L181 199V198L179 197L180 194L178 195L176 192L171 191V192L175 193V195H174L173 193H171V192L169 191L170 189L167 190L168 188H171V187L173 188V187H174L173 185L167 187L168 182H167V184H165L164 182H162V184L159 185L160 188H162V189L164 188V189H166V190H163V191H162L161 189L159 190V187H158V188H157V190H159V191H157L158 195H159V193L162 191L158 197L165 195V194H164V191H165V193H167V194L169 193V196H170V197H168V198L171 199L172 196H175V197H173V199L176 201L175 203L180 204L179 206H178L177 204H175V205H177V206H175V205H174V206L171 205V206H173L174 208H173V207H170L169 204H171L172 201H174L173 199H171V201H170V199H168V201H169L168 206L166 207V204H165L164 207H163V203H162V204L160 203V205H159V203L156 202L157 200H152L153 202H156V204H155V203L150 202L148 199H147V200H144L143 197L141 196V200H142V201L139 200V203H140V202H143V201H145V202L147 201V202H149V205H150V203H152V204H151L150 206H149V205L145 206V202L139 204L138 201H137V204H138V205H140V206L143 205L144 207L139 208L140 206H136V208H137V209L139 208L140 211L145 210V207H147V208L149 207V210L146 209L145 211H150L151 209L153 210V208H154V210H155V208H157V209H156L157 212L154 211V210H153V211H154L155 213L151 211V212H152L151 215H154V216H152V220H153V219L156 220V221H153V222H156V223L158 222V220L156 219L155 215H156V216L161 215V214L163 213L162 211H164V213H166L165 216H167V217H168V216H171V217L173 216L174 219H175V216H176L177 219L181 218V219H179V220H182V221H178V223H176L177 220H176V222H175V221H173L174 219H172V220L170 219V221H172L173 223H175V225H174V224L171 223V222L162 221V220L160 219L161 216H160V218H159V216H158L159 222L157 223V226L161 225V224L164 222L163 224L167 225V226H166V231L168 232V230H169L168 233H166V231H163V230L161 229V228H162L161 226H160L161 228H160V227H156L157 229H156L155 227H152V226H153L154 224H156V223H154L153 225H151V224L153 223V222L151 221V218L149 219V222H148V224H149V223H151V224H149V225H148L147 223L145 224L146 226L148 225V226H147L148 228H149V226H150V229H148L146 226H144V227H142V228H143V229L145 228L144 230H147V229H148V230H151V231L155 228L156 230H155L154 232L157 231V232H156V233H157V236H159V235L162 236V235H163V233H162L161 231H163L166 235L169 234V235L171 236V237H170L169 235H167V236L165 235V236H164V239H165L166 237H167V239H174V237H175V238L178 240L180 236H182V237H180L181 239L184 237V238L182 239L183 241L185 240L184 242H186V240L188 239V240H187L188 243H187V244L183 243L184 245L182 244V242H181L182 240H181V239L179 240V241L181 242L180 244H177V245H175V243L172 244L173 247H174V250H177V254L179 253V252H178V249H181L183 246H186V245L188 246L189 243H190L191 241L196 240V244H197V245L195 244V245H196V246H195V249H198V250H199L198 254L200 255L201 258H203V260H207V259L209 260V261H207L205 264H212L211 260L214 258V255L211 256V252H215V253H217V254L219 255L218 257H219L220 259H222V260L218 261L217 264H233L234 262H235L236 264H242V263H241L242 260H244L245 264H246V263H247V264H260V262L262 263V260H264V234H263V235H260V236H257V237H256V236H255V237H250V236H249V237H246V236H244V235H246V234L243 235V234H241V233H237V231H239V229L234 230V231L231 230L232 228H234L233 225H235V228H237V223L239 222V220H241V219H245V218H248V217H246V216H250V217H251V214H250V215H247L248 213H245V212H246L245 210H248V211H249V210H250V211L252 210L255 214H259V215H262V214H263V215H264V206H263V207H262V206H259V207H258V206H255V201H256L257 199H259V193L256 192V190H254L253 187L249 188L247 185H245V187L247 186L246 188H249V189H246V188H244V186H243V187L240 186V185L243 184V182H242V181H239V182H238L239 176H238V178H236L237 180H236V182H235L234 184H233V182L235 181V178H234V176H232V174H231V175H228V176H226V177H224V179H225V181H226V180L229 178V176H231V177L228 179L229 181L227 180L228 183H226V182L224 181V182L226 183V185L224 184V185L226 186V187H225V186L223 185L222 178H220L221 180L219 179L220 181H219V180H215L217 183L220 182V183H219L220 185H221V181H222V185H221V186H220L219 184L216 185V186H214V185L217 184V183H215L214 180H212V179H211V181H209V182H211V183H215V184L212 185V186H210L211 183L209 184V182H208V179H210V178L203 174V175L205 176V177H204ZM9 175H10L11 178L16 179V180H12V179H10V181L12 180L13 182H12V181H11V182L8 181V182H5V185H4V182H3V181H4V179L9 180ZM11 175H13V176H11ZM19 175H20V176L23 175V177L21 176V178H19V177H20ZM25 175L27 176L26 178H24ZM199 175H200V176H199ZM4 176H5V177H4ZM3 177H4V179H3ZM17 177H18V179H19V180H18V181H19V184H18V181H17ZM227 177H228V178H227ZM232 177L234 178V181H233ZM255 177H256V181L260 182V183L262 184L261 187H263V186H264V167L262 168L261 171L255 173ZM22 178L25 179V180H24V181H25V182H24L25 184L23 183V181H22V184H21L20 179H22ZM204 178H206V179H204ZM26 179H27V180L30 179V181H27V182H26ZM224 179H223V180H224ZM231 179H232V180H231ZM7 180H5V181H7ZM32 180H33V179H32ZM193 180H194V183H192ZM206 180H207V181H206ZM15 181H16L17 183H15ZM37 181H38V180H37ZM230 181H231V184L234 185V188H235V184H237L236 186H238V187L240 186V187H241V188L239 187L240 189H244V190L246 191V192H245L246 196H245V194H244V195H242V196L240 195L241 197L239 196V198H238V197H236V196H237L239 193H236L237 195L234 197V195H235L234 192L238 191V187L235 188V189H234V188L232 189L233 185L230 184ZM165 182H166V181H165ZM237 182H238V183H237ZM241 182H242V184H241ZM7 183H8V184H7ZM43 183H46V181H44ZM47 183H48V182H47ZM47 183H46V184H47ZM117 183H119V182H117ZM117 183L115 184V185H116L115 188L121 186L120 183H119V186H117ZM190 183H192V185L195 184L197 188L195 187V185H194L195 188H194L192 185L190 186ZM205 183H207V184H205ZM239 183H240V185H239ZM20 184H21V185H20ZM163 184H165L166 186L163 185ZM208 184H209V185H208ZM16 185L18 186V187H16L17 189L14 188ZM115 185H114V186H115ZM161 185H162V187H161ZM207 185H208V186H207ZM183 186H185V187H183ZM188 186H189V187H188ZM204 186L208 187V188H209V191L211 192V193L208 192V193H210V195H209V196L207 195V196H208V197H207V200L204 199V198H205L204 196H206V194H208V193H206V190L208 191V188H206V187H204ZM222 186H224V187L222 188ZM201 187H202L203 189H200ZM218 187H220V188H218ZM41 188H42V190H44L43 192L41 191ZM44 188H45V189H44ZM46 188H47V190H46ZM115 188H113V189H115ZM204 188H205V189H204ZM20 189H22V190H20ZM23 189H24V190H23ZM30 189H31V191H32V190H35V191L37 190V192H35V191H32V192H31ZM39 189H40V190H39ZM113 189H112V191H111V190L108 191V192L105 191L106 194H108V195L104 194L105 192H103L102 197H105V198H103V199H107V198H108V200L105 201V203H106V202H109L110 199H111V200H114V201L116 200L117 196L115 197L114 194H116L117 191H116V190H113ZM189 189H188V190H189ZM194 189H195V191H193ZM196 189H199V192H198V193H197L198 190H196ZM50 190L52 191V193H53L54 196L52 195V193H51ZM73 190L76 191L77 193H76V192H73ZM234 190H236V191H234ZM38 191H40V194L38 193ZM47 191L49 192V193H48L49 195H50V193H51L52 196L50 195V197H52L53 199L50 198L49 195H48V197H46V196H47ZM166 191H168V192H166ZM200 191H204V192H205L204 195L202 194L203 192L200 194ZM44 192H46V193H44ZM41 193H44V194H41ZM54 193H55V194H54ZM66 193H65V196H66ZM170 193H171V194H170ZM181 194H183V193H181ZM211 194H212V196H211ZM63 195H62V196H63ZM105 195H106V196H105ZM171 195H172V196H171ZM177 195H178V196H177ZM192 195H191V196H192ZM202 195H203V196H202ZM227 195H228V196H227ZM139 196H140V195H139ZM193 196H192V197H193ZM225 196H226V197H225ZM109 197H111V198H109ZM202 197H203V199H201ZM210 197H211V199H210ZM229 197L231 198V200H230ZM48 198H49V199H48ZM59 198H58V200H59ZM112 198H113V199H112ZM139 198H140V197H139ZM223 198H224V199H223ZM228 198H229V200H228ZM236 198H237V200H236ZM241 198H242V199H241ZM137 199H138V198H137ZM145 199H146V198H145ZM189 199H190V198H189ZM225 199H227V201H226ZM239 199H240L241 201H240ZM201 200H203V201H201ZM224 200H225L226 202H224ZM116 201H117V200H116ZM158 201H159V200H158ZM185 201H186V200H185ZM205 201H206V202H205ZM212 201H213V202H212ZM30 202H33V203H30ZM42 202H43V203H42ZM96 202H97V203H95V205H100V204L103 203V202H101V201H98V199H97ZM159 202H160V201H159ZM187 202H188V200H187ZM189 202H191V201H189ZM200 202H201V204H203V207L201 206ZM210 202H212V203H210ZM223 202H224V203H223ZM105 203H104V204H105ZM183 203H186L187 205H186V204H183ZM216 203H217V204H216ZM38 204L43 205V206H44V204H45L46 207L44 206V208H42V207H43V206H42L41 208H40V207L38 208L37 206H40V205H38ZM46 204H47V205H46ZM51 204H54V205H51ZM64 204H65V205H64ZM146 204H148V203H146ZM153 204H154L155 207L153 206ZM173 204H174V202H173ZM181 204H183L184 206H181ZM197 204H198V205H197ZM199 204H200V206H201L203 209H202L201 207H199ZM220 204H221V205H220ZM50 205H51V208H50ZM62 205H63L64 207H63ZM70 205H71V206H70ZM135 205H136V204H135ZM156 205H157V206L159 205V206L157 207ZM185 205H186L187 207H185ZM206 205H208V206H206ZM210 205H211V207H210ZM52 206H53V208H52ZM54 206H55V207H54ZM69 206H70V208H69ZM73 206H74L76 209L72 208ZM76 206H78V208H77ZM151 206H153V208L150 209ZM197 206L199 207V210H197V209H198ZM212 206H214V207H212ZM243 206H244V207H243ZM48 207L50 208V210L48 209ZM66 207H67V208H66ZM159 207H160V209H159ZM161 207H162L163 210L161 209ZM165 207L167 208V211H166V212H165V210H166ZM168 207L171 208V210H173V212H174V209H175V208H179V209L181 210V212H182L183 210H182L181 207H183L184 211L181 213L180 210H178V211H175V212L173 213ZM37 208H38L39 210H38ZM62 208H65V209L63 210ZM123 208H124V207H123ZM123 208H122V209H123ZM143 208H144V209H143ZM185 208L188 209V212H187V210H186ZM194 208H195L196 210H194ZM40 209H41L42 212H43V210H48V211H46V214H47V215L45 214V212H43V213L39 212ZM70 209H71V210H70ZM73 209H74V210H73ZM104 209H105V208H104ZM104 209L100 208L101 213H103V214L106 215L107 212H106V210L104 211ZM139 209H138V210H139ZM141 209H142V210H141ZM191 209H192V211H193V210H194V211L192 212ZM210 209H211V211H210ZM227 209H228V210H227ZM72 210L75 211V213H76V212H77V213L75 214ZM102 210H103V211H102ZM138 210H137V211H138ZM158 210H162V211L160 212V211H158ZM207 210H208L209 212H208ZM229 210H231V211H229ZM63 211H65V212L67 211V212H68V213H66L67 215H66ZM137 211H136V214L140 213L139 211H138V213H137ZM145 211H143V212H141V213H142V214H143V213L145 214ZM189 211H190V213H189ZM200 211H201V212H200ZM240 211H241V212H240ZM248 211H247V212H248ZM69 212H70V216H68V215H69ZM71 212H73V213H71ZM114 212H115L116 214L119 213V212H117V210H115ZM114 212H112L111 215H112ZM125 212H126V213H125ZM125 212L123 211V216H124V214L130 216V214L127 213L128 211H125ZM167 212H168V213L171 212L172 214H171V213H170V214H167ZM179 212H180V213H179ZM194 212H195V213H194ZM224 212H225V213H224ZM115 213H114V214H115ZM141 213H140L139 216L143 217L144 215H141ZM153 213H154V214H153ZM164 213L162 214V215H163V219H164V217H165V216H164ZM196 213H197V216L199 215V218L196 216ZM203 213H204V214L207 213V214L204 215ZM221 213H222V214H221ZM38 214H40V215H38ZM55 214H58V216H57V215L55 216ZM61 214L63 215V217H62ZM107 214L109 215V213H107ZM114 214H113V215H114ZM116 214L114 215V217L116 216ZM157 214H158V215H157ZM178 214H181V215H178ZM193 214H194V215H193ZM200 214H202V215H200ZM242 214H243V215H242ZM244 214H246V216H244ZM42 215L45 216V217H42ZM64 215H66V216H64ZM111 215H109L110 218H112ZM113 215H112V216H113ZM120 215H122V214H120ZM120 215L118 214V217H119ZM174 215H175V216H174ZM252 215H253V214H252ZM39 216H40L42 219L39 218ZM67 216H68V217H67ZM129 216H128V217H129ZM192 216H194V217H192ZM195 216H196V217H195ZM53 217H54L55 219H57V220H54ZM58 217H59L60 219H58ZM64 217H65L66 219H65ZM116 217H117V216H116ZM116 217H115V218H116ZM128 217H127V219H124V218H123V219H124V222H126V226H127V227L129 226L130 229H129V228H128V229H129V230H132V229H134V224H135V222H134V224H133V223L131 222V220H130V217H129V219H128ZM153 217H155V218H153ZM171 217H168V221H169V218H171ZM173 217H172V218H173ZM178 217H179V218H178ZM191 217H192V219H191ZM48 218H49V219H48ZM52 218H53L54 221L51 220ZM72 218H70L71 222H72ZM110 218H108V220H110ZM121 218H122V216H120V218L117 220L118 223H116L117 221L115 222L116 219H115L113 222H110V221L113 220L114 218H112V219L109 221V222L111 223V225H112V223H113V225H112L111 228H116V232H117L118 229H119L120 222L123 221V220H121ZM193 218H195V219L197 220V222H198V223H197V222H194L195 225L193 224V222L191 223V220H193ZM263 218H264V216H263ZM61 219H63V220H61ZM185 219H186L187 221H186ZM190 219H191V220H190ZM195 219H194V220H195ZM198 219H199V221H198ZM39 220H41V221H39ZM44 220H45V221H44ZM49 220H50L49 223H51V224H48V225H47V222H48ZM74 220H73V221H74ZM119 220H121V221H119ZM125 220H127V221L129 220L130 223H129V221H128V223H127V221H125ZM165 220H167V218H166ZM196 220H195V221H196ZM42 221H43V223L46 222V225H47V226H50L49 228H51V230H52V229H53V230L55 229L58 233L55 232V230H54L53 232H55V233H54L55 235H53V236L50 238V235H52V232H51V233L49 234V236H46V237H45V236L42 235V237H40V238H43V239H40L39 236H41V235L37 236L38 234H35V235L37 236V238H36V236L34 237V235H32V236H30V237L27 236V235L34 234V232L36 231V230H35L36 227L34 228V226H37L36 224H37L38 222H40L39 225L42 226V224H41ZM59 221H58V223H59ZM68 221H69V219H68ZM160 221H161V222H160ZM189 221H190V223H189ZM236 221H237V222H236ZM35 222H37V223H35ZM124 222H123V224H124ZM165 222H166V223H165ZM179 222H181V223H183V222H188L190 225H189L188 223L186 224L187 226H186V225H183L184 223L181 225V223H179ZM32 223H34L35 225H33ZM110 223H109V225H110ZM159 223H160V224H159ZM168 223H169V224L171 223V226H172V227H171L170 225H168ZM235 223H236V224H235ZM30 224H31V225H30ZM115 224H116V226H118V227H115V226H114ZM118 224H119V225H118ZM121 224H122V222H121ZM123 224H122V226H123ZM127 224H128V225H127ZM158 224H159V225H158ZM163 224H162V226H163ZM191 224H192V226H195V227L197 226V227H196V230H197V231H195V229H193V228H195V227L192 228ZM232 224H233V225H232ZM103 225H104L105 227H104ZM103 225H102L103 227L101 226V227L99 228L100 230H102V229H106L107 226H106L105 224H103ZM111 225H110V226H111ZM131 225L133 226L132 229H131V227H132ZM165 225H164V226H165ZM180 225H181V226H180ZM198 225H199V226H198ZM200 225H202V226H201L202 228L200 227ZM231 225H232V226H231ZM31 226H32L34 229H33ZM43 226H45V224H43ZM113 226H114V227H113ZM122 226L120 225V228L123 229V227L125 226V224H124L123 227H122ZM130 226H131V227H130ZM155 226H156V225H155ZM169 226H170V227H169ZM173 226H174V227H173ZM179 226H180V229H178ZM182 226H183V229L185 228L184 226H186L185 230H187V229L190 227L189 230H187L185 233L189 234V233L192 231L194 234L192 235V233H191V235L194 236V239L191 237V235H190V238L193 239V240H191L187 234H184V233H183L184 231L181 230V229H182ZM39 227H40V226H39ZM135 227H136V224H135ZM151 227H152V228H151ZM177 227H178V228H177ZM199 227H200V228H199ZM60 228H62V229L64 230V232H63L62 229H60ZM108 228L110 229L109 226H108ZM108 228H107V229H108ZM124 228H126V227H124ZM158 228H159V229H158ZM167 228H168V229H167ZM191 228H192V229H191ZM26 229H27V230H28V229H30V230L33 229V230H35V231L32 233V232H30V231L28 230L29 233H31V234H29L28 232H27V233H28V234H27V233H26V231H27ZM37 229H38V228H37ZM58 229H59V230H58ZM122 229H119L120 231H118V233H122V235H124V232H123V231H124L125 229H124V230H122ZM128 229H126L125 231H128ZM160 229H161V230H160ZM173 229H174V230H173ZM176 229L179 230V232H178ZM190 229H191V230H190ZM24 230H25V231H24ZM33 230H31V231H33ZM60 230H61L63 233L60 232ZM114 230H115V229H114ZM121 230H122V231H121ZM164 230H165V229H164ZM171 230H172L173 232H174V231H177V232H174V233H173L174 236H173V234L171 235V233H170ZM6 231H11V232H6ZM240 231H241V230H240ZM4 232H5V233H4ZM13 232H14V236H13V234H12ZM158 232H159V233H158ZM7 233H8L9 235L11 234V235H12L13 237H15V238H13V240L10 239L11 237H9V236L7 237V235H8ZM16 233H17V236H16ZM175 233H176V234H175ZM182 233H183V234H182ZM5 234H6V237H7V238L5 237ZM18 234H22L24 237L21 236V235L18 236ZM161 234H162V235H161ZM177 235H178V236H177ZM183 235H184V236H183ZM186 235H187V237H185ZM25 236H27V237H29V238H28L27 240H25V239H26ZM62 236H64V237H62ZM172 236H173V237H172ZM214 236L217 237V238H215ZM4 237H5V239H10V241L7 242L8 240H5ZM16 237H19V238L21 239V241L19 240V238H16ZM22 237H23V238H22ZM32 237H34L35 239L32 238ZM195 237H196L197 239H196ZM30 238H31L32 240H31ZM38 238H39V239H38ZM47 238H48V239H47ZM63 238H64V239H63ZM104 238H105V239H104ZM186 238H187V239H186ZM16 239H18L16 242H19L20 244H22V242L24 243V241H25V242L27 241V242H26V245H29V244H30V242L28 243V240H29V239H30L31 241H34V240L37 241V240H38V242L34 241L35 243L32 242V243L30 244L31 246H30V245H29V246H30V247H33V245H34V246L37 245V247H39V248H37V247L29 248V246L24 245V244H25V243H24L23 245H24L25 247H27V248H25V247L22 245V246L25 248V249L23 248L24 250L21 249V248H22L21 246L19 247L20 249H19V248L17 249V248H16L17 244H15L16 242L14 241V240H16ZM33 239H34V240H33ZM91 239H92V240H91ZM101 239H103V240H101ZM42 240H43V241H42ZM89 240H86L87 243H88V244H92L91 242H88ZM108 240L110 241V244L106 242V241H108ZM190 240H191V241H190ZM4 241L7 242V244H8L7 246H6L5 243H3ZM11 241H13L12 244L10 243ZM39 241H41V242H43V243H40ZM67 241H68L69 244H70V243L73 244L72 246L74 247V249H75V248H76V249L74 250V249L72 248V250H71L70 247H72V246H70L71 244H70V245L68 244L69 246L66 245V242H67ZM104 241H105L107 244H104V243H105ZM109 241H108V242H109ZM143 241H144V240H143ZM254 241H257L258 243H260L259 245L261 246L260 250H257V252H253L252 250H250L251 247L248 245V244H250V245L253 244ZM261 241H262L263 244L261 243ZM44 242H45V244H44ZM113 242H114L115 244H114ZM257 242H255V245L258 244ZM9 243L11 244L10 247H8V246H9ZM19 243H18V246H19ZM33 243H34V244H33ZM36 243H39L40 245H39V244H36ZM116 243H118L119 246H117ZM32 244H33V245H32ZM41 244L44 246V247H43V248H44L43 250H44L45 252H43V250L40 249L41 246H42ZM84 244H86L85 241H84ZM111 244L113 245V247H111V246L108 247V246L111 245ZM181 244H182L183 246H179V245H181ZM105 245H106V246H105ZM123 245H124V246L127 245V247H129V248H125L126 246L123 247ZM140 245H141V246H140ZM174 245H175V246H174ZM247 245H248L249 247H248ZM115 246H117V247H116L117 249H115ZM130 246H131V247H130ZM134 246H135L136 248H135ZM177 246H178V247H181V248H177ZM215 246H216V247H215ZM251 246H254V245H251ZM67 247H68V248H67ZM77 247L79 248L78 250H77ZM97 247H98V248H97ZM106 247H107L108 249L105 250L104 248H106ZM121 247H123V248L125 249V251H124V249L121 250V249H120ZM133 247H134L135 249H134ZM141 247H142V248H141ZM145 247H146V246H145ZM196 247H197V248H196ZM28 248L30 249L29 251H28ZM35 248H37V249H35ZM64 248H65V249H66V248L69 249L70 252H68V250H66V251L64 250V252H62ZM109 248H110V249H109ZM111 248H113V249H115V250L111 251V250H112ZM137 248H139V249H137ZM175 248H176V249H175ZM183 248H184V247H183ZM31 249H32V250H31ZM34 249H35V250H38V252L36 251V253H35V252H34V251H35ZM118 249H120L121 252H120V250L118 251ZM184 249H185V248H184ZM184 249H182V250H184ZM246 249H247L248 251H246ZM39 250H40V251H39ZM73 250H74V251H73ZM76 250H77V252H75ZM88 250H89V251H88ZM99 250H101L102 253H104V254H102V253L99 254V252H100ZM103 250H104V251H103ZM127 250H128V251H127ZM130 250H131V251H130ZM174 250H173V251H174ZM244 250H245L246 252H249L251 255H248L249 253H248V254L246 253L247 255H245V253H243V252H245ZM16 251H18V252H16ZM60 251H61V252H60ZM72 251L75 252V254H76V253H79L80 255L77 254V256H75V254H74ZM93 251H92V253H94ZM98 251H99V252H98ZM107 251H108V252H107ZM117 251H118L119 253H118ZM129 251H130V252H129ZM179 251L181 252V250H179ZM186 251H187V250H185L184 252L182 251L181 253H179V259L187 258V256H186L187 254L185 253ZM105 252H106V253H105ZM110 252H111V253H110ZM112 252H113V253H112ZM114 252H115V253H114ZM133 252H132V253H133ZM140 252H141V251H140ZM190 252H191V251H190ZM251 252H252V253H251ZM29 253H30V254H29ZM34 253L36 254V256H35ZM40 253H41V254L43 253V254L41 255ZM44 253H45V254H44ZM47 253H48V254H47ZM70 253H71V255H72V253H73L74 257H72L73 255H72V256L68 255V254H70ZM95 253H96V252H95ZM97 253H96V254H97ZM107 253H109V257L107 256V255H108ZM132 253H131V254H132ZM183 253H184V256L181 258L180 255L182 256ZM242 253H243V254H242ZM32 254H34V255H32ZM37 254H38V255H41L40 258H38L39 256H38ZM52 254H54V255H52ZM58 254H59L60 256H59ZM62 254H63V256H61ZM64 254H65V256H66V254H67V255L69 256V258L71 257V258L74 259L75 261L72 260L71 258H70V261H71V262L68 261V260H66V257L64 258ZM82 254H85L86 256H85V255H84L85 257H84V256H81ZM106 254H107V255H106ZM112 254H113V255H112ZM164 254H166V253H164ZM185 254H186V255H185ZM21 255H20V256H21ZM28 255H29V256L31 255V257H28ZM43 255H44V256H43ZM78 255H79V257L81 256L80 259H82V258H84V259L76 262V260L79 258ZM241 255H245V256H247V257H245V256H242V257H241ZM50 256H51V257H50ZM68 256H67V259H69ZM106 256H107V257H106ZM185 256H186V257H185ZM35 257H36V258H35ZM42 257H43V258H42ZM48 257L52 258L49 262H47ZM55 257H56V258H55ZM62 257H63L64 260H61ZM212 257H213V258H212ZM20 258H21V259H20ZM50 258H49V259H50ZM54 258H55V259H54ZM12 259H13V261H12ZM29 259H30V260H29ZM42 259H43V260H42ZM45 259H46V260H45ZM53 259H54V262H55V263L52 261ZM176 259H178V258L176 257ZM210 259H211V260H210ZM240 259H242V260L240 261ZM7 260H8V261H7ZM35 260H34V262H35ZM38 260H39V261H38ZM55 260H56V261H55ZM60 260H61V261H60ZM23 261H22V263H24ZM43 261H44V262L46 261V262L44 263ZM66 261H67V262H66ZM85 261H86V260H85ZM13 262H14V263H13ZM38 262H39V263H38ZM41 262H42V263H41ZM58 262H59V263H58ZM61 262H62V263H61ZM237 262H238V263H237ZM242 262H243V261H242ZM244 262H243V264H244ZM18 263H17V264H18ZM22 263H20V264H22ZM64 263H63V264H64ZM235 263H234V264H235ZM15 264H16V263H15ZM24 264H28V263L25 262ZM188 264H189V263H188ZM190 264H191V263H190Z\"/></svg>",
    "mask_w": 264,
    "mask_h": 264
},
{
    "label": "snow or ice",
    "instance_id": "obj_3",
    "mask_svg": "<svg viewBox=\"0 0 264 264\" xmlns=\"http://www.w3.org/2000/svg\"><path fill=\"white\" fill-rule=\"evenodd\" d=\"M245 8V10H252L253 12H262L264 13V0H251L250 3L246 4L243 6ZM237 90H240V86H237ZM264 111V110H262Z\"/></svg>",
    "mask_w": 264,
    "mask_h": 264
},
{
    "label": "built area",
    "instance_id": "obj_4",
    "mask_svg": "<svg viewBox=\"0 0 264 264\" xmlns=\"http://www.w3.org/2000/svg\"><path fill=\"white\" fill-rule=\"evenodd\" d=\"M255 225V226H254ZM251 227H253V228H251ZM255 228H260V225H257V224H251V225H249L248 227H247V229L249 230V232H253V234H254V232H256V231H251L252 229H255ZM262 228L259 230L260 232H262Z\"/></svg>",
    "mask_w": 264,
    "mask_h": 264
}]
</instances>
